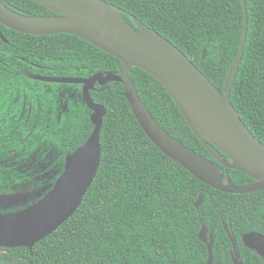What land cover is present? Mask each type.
Returning <instances> with one entry per match:
<instances>
[{"label": "trees", "instance_id": "obj_1", "mask_svg": "<svg viewBox=\"0 0 264 264\" xmlns=\"http://www.w3.org/2000/svg\"><path fill=\"white\" fill-rule=\"evenodd\" d=\"M3 1L30 15L53 14L32 0ZM106 1L130 22L135 16L167 37L224 91L244 30L242 0ZM246 3L248 33L231 101L264 143V0ZM121 67L120 59L73 34H26L0 23V191L25 180L13 163L36 152L42 157L55 152V182L66 156L83 145L94 128L82 84L30 75L89 77L119 73ZM130 76L154 118L171 135L214 159L160 81L137 67ZM68 88L78 90L79 97L70 96ZM124 92L117 81L97 83L91 90L107 114L101 163L79 208L32 248L0 247V264H206L207 248L199 236L203 223L221 226L223 216L233 228H241L237 234L264 233V190L227 193L199 180L151 141ZM218 165L237 185L252 180L242 171ZM200 193L204 202L196 207ZM214 254L216 260L222 255V261L232 264L229 253ZM240 254L244 264H264L258 253Z\"/></svg>", "mask_w": 264, "mask_h": 264}, {"label": "water", "instance_id": "obj_2", "mask_svg": "<svg viewBox=\"0 0 264 264\" xmlns=\"http://www.w3.org/2000/svg\"><path fill=\"white\" fill-rule=\"evenodd\" d=\"M32 1L55 14L30 15L0 0V23L26 34H73L120 59L122 67L119 73L96 72L89 77L30 75L46 82L82 84V98L92 110L94 128L87 141L66 156L63 172L45 194L23 208L0 211V247L32 248L57 230L81 205L97 175L102 157L101 129L107 107L95 102L91 95L97 83L105 85L110 81L121 82L131 109L147 136L163 153L199 180L227 193L244 194L264 190V143L246 125L231 101V91L248 33L246 0H242L244 30L240 48L224 91L167 37L135 16L130 22L106 0ZM1 37L7 41L3 33ZM133 67L146 71L166 87L214 159L171 135L154 118L130 76ZM217 162L246 173L256 182L237 185L229 171L224 173ZM203 202L204 195L200 193L196 207H200ZM200 238L207 241V227L204 225ZM243 242L264 259V233L252 230L243 236ZM208 244L210 253L206 264H213V241ZM234 262L242 264L239 253H236ZM216 264L226 263L219 261Z\"/></svg>", "mask_w": 264, "mask_h": 264}, {"label": "rangeland", "instance_id": "obj_3", "mask_svg": "<svg viewBox=\"0 0 264 264\" xmlns=\"http://www.w3.org/2000/svg\"><path fill=\"white\" fill-rule=\"evenodd\" d=\"M68 93L72 97L80 95L75 88H68ZM61 96V107L64 108L65 93ZM53 161L54 153L50 150L45 157H42L40 152H36L23 162L13 163L17 171L26 175L25 180L6 191H0V211H12L24 207L45 194L54 184L53 181L58 173V167L52 166Z\"/></svg>", "mask_w": 264, "mask_h": 264}, {"label": "flooded vegetation", "instance_id": "obj_4", "mask_svg": "<svg viewBox=\"0 0 264 264\" xmlns=\"http://www.w3.org/2000/svg\"><path fill=\"white\" fill-rule=\"evenodd\" d=\"M53 14L55 13L53 12ZM61 108L62 110L65 109L66 105L64 106V108L63 106ZM21 115L22 116L24 115L23 111L21 112ZM53 153H54V160H55V152L53 151ZM253 182H256V180L252 178V180H248L246 184L253 183ZM219 221L221 222V226L215 225V224L210 225L206 223L202 224V226L204 225L207 227V241L205 240H202V241L206 245L208 256L210 253L209 248H208V245H209L208 243L211 241H213V244H212L213 253H229L228 256H229V259L232 261V264H235L234 258H235L236 253H239V260L242 264H244V262H243V259L241 258L240 253H258L257 251L247 247L243 242V236L250 231L241 232L237 234V232H239L241 228L240 227L233 228L231 224L232 223L231 220H227L222 216ZM201 229H200V232H201ZM200 232H199V236H200ZM233 253H234V256H233ZM218 258L219 260H216V257L214 254L213 264H216L219 261L224 262L221 260L223 259L222 255H219ZM226 264H230V263L227 261Z\"/></svg>", "mask_w": 264, "mask_h": 264}]
</instances>
